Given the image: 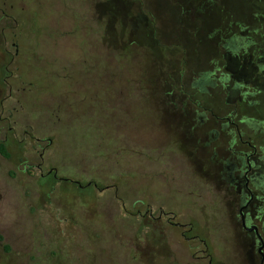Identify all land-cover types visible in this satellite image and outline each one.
<instances>
[{
  "label": "rangeland",
  "instance_id": "obj_1",
  "mask_svg": "<svg viewBox=\"0 0 264 264\" xmlns=\"http://www.w3.org/2000/svg\"><path fill=\"white\" fill-rule=\"evenodd\" d=\"M261 17L264 0H0V264H194L178 260L166 226L97 190L116 182L128 207L195 217L214 260L233 264L236 226L161 88L215 70L264 88ZM238 108L264 121L263 94Z\"/></svg>",
  "mask_w": 264,
  "mask_h": 264
},
{
  "label": "flooded vegetation",
  "instance_id": "obj_2",
  "mask_svg": "<svg viewBox=\"0 0 264 264\" xmlns=\"http://www.w3.org/2000/svg\"><path fill=\"white\" fill-rule=\"evenodd\" d=\"M233 44V49L242 48L244 38L238 36ZM259 69L264 71V66ZM165 73L170 76L169 71ZM234 73L215 70L193 80L183 71L179 77H167L161 88V105L178 123L183 145L208 190L212 188L222 198L229 229L236 226L239 242L236 240L233 264H264V121L238 108L246 98L264 95V88L259 91L242 89L241 83L234 82ZM216 97L225 105L214 109L209 102ZM255 105L256 101L249 102L248 109ZM51 144L48 140L43 150ZM168 151L167 158H170L175 152ZM165 159L159 161L158 173L169 176L172 167L166 165ZM150 166L149 171L155 170V164L150 163ZM37 168L41 170V164ZM119 184L116 182L100 190L96 184L94 187L99 192L110 190L114 201L122 203L120 209H136L135 215L138 212V216L166 226L168 234L179 244L178 260L194 264H229L225 260H214L208 239L202 237L195 217L146 201L143 204L135 201L128 207L118 197ZM139 207L144 211H138Z\"/></svg>",
  "mask_w": 264,
  "mask_h": 264
},
{
  "label": "crops",
  "instance_id": "obj_3",
  "mask_svg": "<svg viewBox=\"0 0 264 264\" xmlns=\"http://www.w3.org/2000/svg\"><path fill=\"white\" fill-rule=\"evenodd\" d=\"M258 22H259V23H258L259 25H260L261 23L263 24V23H264V17H261V18L259 19Z\"/></svg>",
  "mask_w": 264,
  "mask_h": 264
},
{
  "label": "trees",
  "instance_id": "obj_4",
  "mask_svg": "<svg viewBox=\"0 0 264 264\" xmlns=\"http://www.w3.org/2000/svg\"><path fill=\"white\" fill-rule=\"evenodd\" d=\"M1 150H2L3 154L8 157V155L5 153L4 148H3L2 145H1Z\"/></svg>",
  "mask_w": 264,
  "mask_h": 264
}]
</instances>
